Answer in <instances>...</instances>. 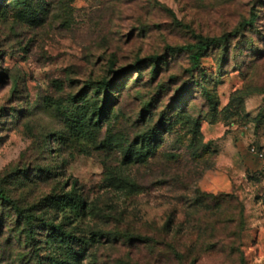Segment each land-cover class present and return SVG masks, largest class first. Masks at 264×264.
<instances>
[{"label": "rangeland", "instance_id": "1", "mask_svg": "<svg viewBox=\"0 0 264 264\" xmlns=\"http://www.w3.org/2000/svg\"><path fill=\"white\" fill-rule=\"evenodd\" d=\"M252 14L196 71L166 50ZM72 185L71 264H264V0H0V188L40 215ZM38 229L0 207V264Z\"/></svg>", "mask_w": 264, "mask_h": 264}, {"label": "trees", "instance_id": "2", "mask_svg": "<svg viewBox=\"0 0 264 264\" xmlns=\"http://www.w3.org/2000/svg\"><path fill=\"white\" fill-rule=\"evenodd\" d=\"M256 15L252 14L248 19L239 23L238 27L228 34H223L216 37H204L198 36L197 40L193 43H187L180 46H166V50L179 54L187 53L188 61L190 63V71H196L200 67L201 58L206 54L210 48L214 47H226L230 36H238L247 27L254 24ZM152 62L153 72L160 64V58L152 56L149 58ZM132 69L140 70L139 63H135L131 66ZM118 76L120 74H117ZM16 87V84L14 85ZM94 92L99 96L101 105L97 111L101 112L106 102L111 98L114 85L107 79H102L92 86ZM78 113V109L72 111L71 115ZM78 129L83 131L80 126ZM24 176V173H22ZM45 211L40 215L36 214L35 207L23 208L17 205L14 200L0 188V207H6L12 211L15 219L21 226L26 234V239L29 246L36 244L35 236L37 229H45L48 231V235L39 241L38 247L33 250L31 256V262L29 264H71V260L74 258L75 253L72 251V244L76 240V236L71 229L67 226L71 224V221L67 215L68 212H72L75 216L78 215L85 208V200L77 193L76 188L72 185L69 191L62 192L58 195H49L45 198ZM61 215V220L58 221V217ZM38 229V230H39ZM137 240L142 242L144 237H137ZM48 250L51 255L42 259L40 256V250ZM49 261V262H48ZM1 262V261H0Z\"/></svg>", "mask_w": 264, "mask_h": 264}, {"label": "built area", "instance_id": "3", "mask_svg": "<svg viewBox=\"0 0 264 264\" xmlns=\"http://www.w3.org/2000/svg\"><path fill=\"white\" fill-rule=\"evenodd\" d=\"M251 152H253V153L257 154L258 156H261V155H262L261 153H258L257 151H255V149H254V148H252V149H251Z\"/></svg>", "mask_w": 264, "mask_h": 264}]
</instances>
